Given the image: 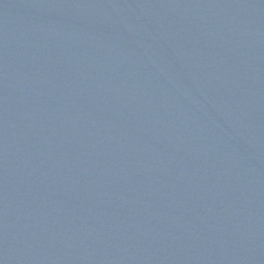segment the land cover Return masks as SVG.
Here are the masks:
<instances>
[{"label": "water", "instance_id": "95a60500", "mask_svg": "<svg viewBox=\"0 0 264 264\" xmlns=\"http://www.w3.org/2000/svg\"><path fill=\"white\" fill-rule=\"evenodd\" d=\"M0 264H264V0H0Z\"/></svg>", "mask_w": 264, "mask_h": 264}]
</instances>
